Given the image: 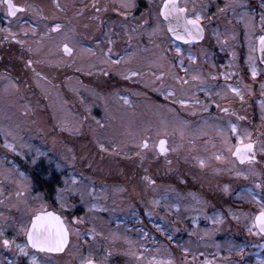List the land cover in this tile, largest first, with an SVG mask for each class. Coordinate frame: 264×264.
<instances>
[{"label":"rangeland","instance_id":"1","mask_svg":"<svg viewBox=\"0 0 264 264\" xmlns=\"http://www.w3.org/2000/svg\"><path fill=\"white\" fill-rule=\"evenodd\" d=\"M25 1L20 0L27 7V14H21L15 20H9L4 16L3 27L12 28L19 22L18 29L21 31L29 29L31 35L24 38L23 35L17 36L19 41H23L21 46L10 41L2 42L0 38V181H5L14 188L11 196L1 197L0 206L6 211H16L17 208L22 207L24 215L20 213L18 217L20 228L26 225L28 217L38 210L55 212L68 220L70 244L67 253L64 251L59 257L36 252L27 256L19 252L18 255L25 257L29 262L34 257L35 264H65L67 259L71 258L73 261L81 262V251H84V259H94L99 263L109 261V257L117 256L118 261H125L128 264H147L148 260L153 258L170 259L172 264H185V261L191 264L189 259L193 255L192 258L195 256V260H191L201 264L205 259L212 261L213 264H219L216 263L219 259L226 264H250L243 262L242 258L243 247L245 249L246 245H249L250 248L255 249L251 255L256 263L264 264V238L256 239V235H250L245 231L249 221L242 222L243 213L237 211L238 207H243V204L224 203L219 198H210L208 201L210 210H208L205 197L195 191L182 192L157 182L149 186L147 199H142V196L134 195L131 190L125 188L122 184L123 180L119 178L118 169L114 174L113 169L116 164L113 157L123 160L133 157L143 160V165L149 167L152 174L159 172L164 166L165 170L167 168L180 170L184 180L185 172L191 171L194 179L209 182L208 185L216 190L221 189L217 186V183H220L219 177H222L220 174L229 172L231 176L236 175L231 164L227 170L223 169L221 164L223 143L210 139L215 137L221 140L222 136L216 131L217 128L223 129L218 117L216 115L205 119L194 117L199 109L194 106L190 109L185 108L188 102L193 103L197 100L192 94V84L176 85L172 75L169 74L175 72L170 61L166 63L167 54L160 44V40L165 38V46H169L161 18L157 25L158 6L161 5L162 0H152L151 10H149V0H145L144 16L138 20L137 32H131L123 19L109 18H118L119 14L106 0L96 1L104 8L98 18L103 25L101 29L103 30V27L108 29L105 20L111 27H117L122 33L117 38L118 43L124 42L128 36L135 39L139 38L140 34H144L149 46L148 50L144 51V70L156 71L162 68L164 70L162 80L145 73L144 77L138 80V84L126 86L121 84V79L116 83L108 84L105 74L101 71L99 80H105L103 83L106 84V92L97 90L96 86L92 87L95 79L90 77L88 82L84 79L81 81L71 72L73 66L76 71L91 69L88 65L95 60L94 50L83 51L85 48L81 39L76 36L78 25L87 21V16L82 18L78 16L84 2L73 8L72 3L75 0H28L32 4ZM108 1L113 2L114 5L119 2V0ZM181 2L188 8V15L200 9L196 0H181ZM74 12L76 17L72 18ZM120 18L124 16L120 15ZM26 19H29L30 24L24 21ZM47 21L51 22V25ZM57 23L61 25V29L51 31L50 29ZM41 28L47 29V36L40 33ZM154 28L158 30L150 35ZM33 29L37 31L33 32ZM213 29L220 33H224L226 29H233L237 37L240 36V31L235 26L232 27V24L222 29L213 27L209 30L210 34ZM3 36H9L8 32L0 31V37L4 38ZM221 38L224 36L222 35ZM66 41H71L76 48L73 57L62 56L60 46L62 43H67ZM235 49L236 46L231 48L234 54L237 53ZM200 50L201 48L194 51L181 49L182 59L184 60L189 54L195 56L196 60L197 54L206 58L208 52ZM99 52V59L104 58L101 65L107 66L106 69L109 70L110 64L105 59L107 55L103 52V48L100 47L97 53ZM86 53L92 58L86 64L83 62L82 67L78 63L84 58L81 55ZM210 53L214 54L212 51ZM71 59L75 61L72 67ZM28 60L32 61L30 68L26 67ZM66 63L69 64L67 69L70 71L68 78L62 84L61 69ZM185 67L191 70L188 72L191 76L201 69L196 63ZM119 69H123V66L114 68L115 71ZM3 70L15 76L8 79L2 75ZM181 78L187 80L186 76ZM10 81L15 87L10 85ZM118 85L121 88L113 91ZM169 91L174 95L165 100L176 102L180 109L153 98L154 96L165 98ZM210 92L215 96L214 90ZM81 95L98 104L101 113L98 116L104 121V125H98L92 120L89 115L90 105L82 110ZM179 100H185L187 103L182 106ZM63 129L75 131L70 134ZM81 135L83 137L79 138ZM160 139L165 141L166 149L163 155L157 152ZM144 141L148 143L147 149L139 147ZM5 142L14 145L16 151L21 154L16 155L9 151L4 147ZM98 144H103L108 149L102 151L103 156L95 155L100 151ZM216 155H221L222 159L217 161ZM160 156H163L164 160H160ZM83 158L86 160H82ZM33 159H36V164L32 163ZM201 159L205 161L204 168L199 166ZM40 165L45 166L49 172L57 173L62 172V168H67L62 178L57 181L61 184V188L58 185V189H63L67 180L69 191L63 193L65 197L63 201L57 200V190L52 201L45 199L41 193L32 207L33 200L31 203L30 199L28 200L30 184L23 171H31L36 166L41 168ZM83 168H85L84 173ZM90 171L95 172L96 175L87 174ZM21 173L23 178L20 176ZM158 177L161 178V174H158ZM72 179L76 180V184H72ZM232 184L238 185L237 180L234 179ZM162 199L170 200L161 207L163 215L158 206L153 207L150 203ZM173 200L179 206L177 207L179 209L176 208L177 210L174 211L178 212V218L174 220L171 210H174ZM61 203L66 207H61ZM244 203L248 211L256 209L254 203L248 200ZM223 204L228 206L221 212ZM78 206L81 208L78 217L82 218L81 223H84L85 227H82L80 222H74V217L69 221L74 214L69 217L68 214L73 213ZM139 206L144 212V219L149 224L144 222L143 228L139 220L140 216L135 214V209L137 208L138 212ZM229 209H233L231 211L240 217L239 221L229 215ZM83 210L87 215H83ZM145 211H151V216L145 215ZM217 215L223 218V223L213 225L211 220ZM4 220L6 217L1 216L0 223ZM157 227L163 232L158 231ZM144 232L148 233L147 237L143 235ZM156 234L172 241H165ZM239 245L241 246L238 248ZM141 247L144 250L143 255ZM102 248L104 251L101 254ZM129 250L134 251L136 256L128 255ZM137 256L145 259L137 260Z\"/></svg>","mask_w":264,"mask_h":264},{"label":"flooded vegetation","instance_id":"2","mask_svg":"<svg viewBox=\"0 0 264 264\" xmlns=\"http://www.w3.org/2000/svg\"><path fill=\"white\" fill-rule=\"evenodd\" d=\"M96 1L97 0H75L72 3V6L74 8L75 5H80L84 2L83 8H80L79 10L80 14H78V16H80L81 18L82 16H85V17L87 16V21H84L82 24L78 25L76 36H78L81 39L82 46L85 48L83 51L94 50L93 54L95 56L94 57L95 60L90 65H88V67L91 66V69L82 70V71H79L78 69H77L78 71L75 70L73 66L75 64V61L71 59L70 63L72 64L70 66L71 67L73 66L72 67L73 69H71V72L73 73L72 75L75 74L77 77L80 78L81 81L82 79H84V81L86 80L87 82H88V78L91 77L95 79L93 80L94 86L92 87L95 88L96 86L97 90L99 89L101 92H106L105 91L107 89L106 84L103 83L105 80L104 81L99 80L101 78V75H100L101 71L103 73L108 72V74L105 75L108 84H112L113 82L116 83L117 80L121 79L122 81L121 84H125L123 86H126L127 84L128 85L138 84L139 83L138 80L143 78L145 73L152 75L154 77H157L160 75L161 71L164 72L163 68L157 69L156 71H152L148 69L144 70V51L148 50V47H149L147 41L144 39V34H140L139 38H135V39H132L128 36L124 39V42L118 43L117 38L122 33H120L121 31L117 27L115 26L111 27L105 20V25L108 27V29L105 27H103V30L101 29L103 25H102V22L98 20V18L103 13L104 8L100 6L99 2L96 3ZM106 1L108 2L109 6L112 7V9L114 10V3L111 1L109 2L108 0ZM196 1L200 6L202 4L208 5V8L204 12V15L209 16V17H211L213 13H216L217 5H219V7H223L224 4L226 3V0H196ZM12 2L17 6L24 7L25 11L17 13L16 17H7L6 16V6L0 5V29H4L3 27L5 24V18H3L4 16H6V18L9 20H15L17 17H19V15L27 14V7L23 2H20V0H12ZM25 2H27L28 4H32V2L28 0H26ZM144 2L145 0H136L137 6L136 8L130 11L127 19H125V17L120 18V15L118 18L116 17H109V18L118 19V20L123 19L124 21H126V24L128 25L131 32L133 31L137 32L139 30L138 20L139 18L142 17L141 14L142 13L144 14ZM177 2L180 7H186L181 2V0H177ZM241 3L245 5L246 7H238L235 13L229 10L227 13L218 14L217 17H213V19L211 20V23H209L208 20H204L203 23L205 25V33H204L203 40L199 42H193L191 44H186L181 40H176L175 38L170 37L166 32L167 40H168L167 42H169V46L168 47L165 46V43H166L165 38H163L162 41L160 40V44L162 46V49L167 54L168 60L166 61V63L170 61L169 63L172 64L173 71L175 72V74L178 75L179 77L186 76V79L188 81L187 82L188 86L192 84V87H191L192 94L197 100L193 101V103L188 102L187 106L185 105V108L190 109L193 106L195 108H198L199 111L194 115V117H200L202 119H205L206 117H215L214 115H216L218 117L219 122L222 125V128L226 130V133L228 134V139H229L230 144L233 147V150H234V146L236 142V137L230 134V128H229L230 123L235 124L237 126V128L240 130L241 135L243 134V131L245 129L251 133V140L254 142V150L256 153V162L252 164L247 163V162H245L244 164H241L238 159L233 157L225 145L223 136L221 137V140L215 137H210L212 141H215V142L221 141L223 143V150H222L223 160L221 162L223 169L227 170L228 166H230L231 164V167H233V169H235L236 172L240 171L244 173H249L247 176V179H245L243 176H237V175L231 176L229 172H224L220 174L222 175V177H219L220 183H217V186L220 187L221 189L216 190L215 188H211V186L208 185L209 182H205L200 179L199 180L194 179L193 177L194 174H192L191 171L189 173L185 172V176H184L185 179L183 180L182 175H180L181 172L178 169L167 168L165 170L163 166L162 167L163 169L161 168L159 172H155V174L154 173L152 174L149 171L150 168L144 166L143 160L141 159L138 160V159L131 157L129 159L123 160V159H120L119 157H113L114 158L113 160L116 164L114 165V169H113L114 172L117 169L119 170L118 171L120 175L119 178L123 180L122 184L125 186L126 189L128 188L129 190H131L132 193H134V195L138 194L139 196H142L141 197L142 199L143 198L147 199L148 188L150 185H146V183L143 180V177L147 175L151 177L153 180H155V183L157 182L162 185L172 186L182 192H184L185 190L195 191L196 193L200 194L202 197L204 196L205 200L207 201L208 210H210L209 202H208L210 198H217V199L219 198L221 202H224V203L231 202L232 204L234 203H237L238 205L243 204V207H242L243 209L241 207H238L237 209V211H241L243 213L241 215L242 222L244 221L248 222L249 221L248 217L255 216L259 212L260 204L264 203V153L260 151L261 146L264 145V121L261 120V104L264 103V94H261V90L259 87L261 83H264V64L260 63L261 54L259 51H256L255 53L252 54L255 57V65L258 71L260 72V75L257 76L256 81L253 82L250 78V73L248 71V64L246 63L248 56H249V48H248V44L245 41V37H244L245 27H244V23L239 21V16H240V13L242 12H248L255 16L256 27L253 32L252 41L253 43H256L257 42L256 36L259 34H264L260 32V26H259V15L262 9L259 6L260 0H241ZM93 4H97L101 10L96 11V9L92 7ZM67 6L68 4L66 5V7ZM186 14L188 15V8H187ZM188 16H191V15H188ZM75 17H76V14L74 12L72 18H75ZM225 17H227V19H230L232 21L231 23L232 27L235 26V28H237L240 31V36L237 37L235 41L228 39L227 44L224 46V50L221 51V46L216 43L215 38L211 36L209 30L212 29L213 27L217 29L225 28L228 25ZM69 19H71V17H69ZM24 21L27 24H30L29 19H26ZM49 24L51 25V22H49ZM162 24H163V27H165V31H166V25L163 21H162ZM18 27H19V22L15 23L14 26H12V28H8L14 34V37L12 36L11 37L5 36L7 38H5L4 36H3L4 38L0 37L3 40L2 42L6 43L10 41L12 44L14 43V44H17L18 46L23 45L21 43L16 42L19 40L17 36L23 35V38H24L26 36L31 35V32L29 31V29L26 31H21V29H18ZM29 27H31V25ZM34 30L37 31L36 29ZM40 33L45 36L48 35L46 28H41ZM107 33H108V36H107ZM33 36H35V34H33ZM221 39L223 40L224 38H221ZM109 41H111V43H109ZM66 42L67 43H62L60 46L62 56L65 58L73 57V55L76 54V48L73 46V43L71 41H66ZM65 44H67L72 49V54L70 56L65 55L63 52V46ZM234 46H236L235 50L237 52L235 54V58H233V55H232L233 52L231 51V48L232 47L234 48ZM100 47L103 48V52L107 55V58L105 57V59L110 64L109 70L106 69L107 66L101 65L102 61H104V58L102 60L99 59L100 52L99 53L97 52ZM175 48H180L186 51L187 50L194 51V50H199L201 48L200 51H203L205 53L208 52V56L206 58H204V56H200L199 54H197L198 58L195 63L198 65V68H201L198 70V74L201 77L200 80H192L191 75L189 73L185 75V73L180 70L181 69L180 60L182 59V55L177 56L175 52ZM109 49H111V51H109ZM210 51L214 52V54L210 53ZM77 53L79 54L78 49H77ZM81 56L84 58L82 59L81 63L80 61L78 63L80 66L84 65V63L86 64L87 61L92 58L89 53L82 54ZM81 56L80 58H82ZM116 59H119L120 63L112 64L111 61L116 60ZM99 61H101V63ZM67 64L68 63H66V66L61 69L62 84L65 82V80L69 76L68 71H70V69H67V67L69 66V64L68 65ZM188 64H192V63L189 62L188 55H187L183 60V67L186 68L185 65H188ZM121 66H123V69H119L118 71L114 70V68H119ZM1 72H2V75L8 79H11L15 76V75H12L11 72L7 70H3ZM133 72L138 73V75L131 76L130 79L124 78L125 76H129ZM224 73L229 74L228 79L224 78V76L222 75ZM118 75H122L124 77H119ZM212 75L217 76V79L213 80L211 78ZM174 83H176V85L178 84L179 86H182L181 83H177L176 80H174ZM229 84L234 87H238L242 90L247 85V86L252 87L254 91H252L250 94L245 92L244 102L241 103L240 100L236 98L232 92L228 91L226 85H229ZM86 85L88 86V84ZM117 88H121V86L119 85L116 86L113 89V91H115V89ZM211 90L215 91L216 93L215 96L211 94L210 92ZM153 98H155L158 102L162 101L161 103H168L180 109V106L174 101L165 100L166 98H163L161 96H157V97L154 96ZM81 99L83 100L82 110L84 111V107H87V105H90L91 111L89 112V115L92 117V120L95 123L99 121L98 125H104V121L101 119L100 116H98L99 114H101L98 108L99 106H97L98 104L94 102L92 99H88L84 96H82ZM197 101H199V103H197ZM217 104H219L220 107H217ZM121 105L124 106V104L122 103ZM205 106H207V111L203 110ZM221 108L228 109V112L226 113V112L221 111ZM238 117H244V119H238ZM81 137L83 136L81 135L79 138ZM76 138L77 137H75V139ZM246 142L247 140H245V143ZM157 152L159 153L158 147H157ZM97 154H99L100 156L104 155L102 151H98L95 153V155ZM160 155H163V154H160ZM161 159L164 160V157L160 156V160ZM82 160H86V159L83 158ZM41 168H37L36 166L31 171H27V170L23 171V173L26 175L25 177L27 181L30 184L29 186L30 192L28 195L29 196L28 200L30 199V203L33 200L32 207H34V203L37 201V196L41 193H43V195L45 196L44 197L45 199H47L48 201H52L56 190L59 187L61 188V184L57 181V179H61L62 174H65L67 170V168H62V172L57 173L55 171L49 172L45 166L44 167L41 166ZM85 168L82 169L83 173L85 171ZM250 170H254L256 175L250 174ZM87 174H91L93 176L96 175V173L93 171H90ZM114 174H116V172ZM158 174H161V178L158 177ZM234 179H236L238 182V185L236 184V186L232 184ZM257 183H261L262 187L256 188L255 185ZM117 184H120V183H117ZM0 185H1L0 199L1 197H8L13 194L14 188L11 185H9V183L5 181H0ZM225 186H227L228 188L227 192L224 191ZM2 187H4V190H2ZM249 193H251V195H249ZM253 197H255V200H253ZM246 200H248L250 203H254L256 206V209H253V211L251 212L245 209L244 202ZM158 201H160L158 209L163 215V209L161 207L165 206L166 202L170 200L162 199ZM256 201H259L260 203H257ZM227 206L228 205L223 204V208L220 211L223 212L224 208H227ZM173 207H174V210L173 209L171 210L173 212L172 219L174 220L175 218H178V215H179L178 212H174L175 210L179 209L177 208L179 206L176 204L174 200H173ZM21 208H17L16 211L15 210L6 211L3 207L0 206V217L1 216L6 217V220L0 223V232H3V237H0V239L7 238L9 240H15V244H12L7 248H5L2 244H0V264H30L29 261H26L25 257L18 255L19 250L16 248V244H19L21 246L26 244L24 233L20 231L19 221H18L19 214L22 213L24 215ZM44 211H47V210H44ZM80 212H81V208L80 206H78L76 209H74L73 213L68 214V217L69 215L74 214V216H71L72 218L69 221H72L73 217L77 218ZM82 213L84 216L87 215L84 210L82 211ZM88 213H90L89 210H88ZM135 214H138L140 216L139 220L142 222L141 226L144 224V222L147 225H149L147 221L144 219V212L140 206L138 208V212H137V208L135 209ZM31 217H28V221L26 223V225L28 226L31 222ZM130 218L132 217L130 216ZM63 221H64L66 228L69 231L70 230L69 223H67L68 220L65 218L63 219ZM249 224H250V221H249ZM82 227H85L84 223L82 224ZM150 229L153 231L151 227ZM161 237L165 241L166 240L172 241L171 239H168L167 237H164L163 235H161ZM261 238H264V237H260L256 235V239H261ZM238 241H240L239 238H238ZM69 244H70V237H69L68 244L65 248V253H67ZM240 246L241 245H239L238 248ZM103 248L100 252L101 254L104 251ZM173 248L176 249V247H173ZM142 250L143 249L141 247V254L143 255L144 250L143 251ZM254 250H255L254 247L250 248L249 245H246L245 249L243 247V250H242L243 255H244L242 257L243 262L245 261V262H250V264H259V263H256V260L251 255V252ZM26 251L28 252L29 255L30 254L34 255L35 252L40 253V252L32 250L31 248H27ZM80 253H81L80 261H81L82 259H84V251H81ZM214 253L216 254L215 251ZM45 254L59 257L60 253L58 254L45 253ZM192 256L193 255H191V259H193ZM118 258L119 257L117 256H112V257H109V261L100 262V263L99 261L95 262L94 259L92 260H94L95 264H128L125 261H121V262L118 261ZM191 259H189V263L201 264L200 262L192 261ZM76 260H79V259H76ZM216 263L226 264V262H222L221 259L217 260ZM65 264H81V262L73 261V259L71 258L70 260L67 259V262Z\"/></svg>","mask_w":264,"mask_h":264},{"label":"snow or ice","instance_id":"3","mask_svg":"<svg viewBox=\"0 0 264 264\" xmlns=\"http://www.w3.org/2000/svg\"><path fill=\"white\" fill-rule=\"evenodd\" d=\"M0 5H5L6 6V16L7 17H16L17 13L25 11V8L22 6H17L15 5L12 0H0ZM136 0H119L117 5H114V10L118 12L119 15H122L127 19L130 11L134 8H136ZM152 6V0H149V10H151ZM260 8L262 11L260 12L259 15V26H260V32L264 33V0H260ZM57 7H59L57 5ZM93 8L96 9V11H100V7L97 4L92 5ZM195 7V6H194ZM238 7H246L241 3V0H226V3L224 4L223 7H219L217 5V11L216 13H213L211 17L205 16L204 12L207 10L208 5L207 4H202L200 6L199 11L194 12L191 16H188L187 13V8L186 7H180L177 0H162V4L158 6V14H157V25L160 23V18H163V21H168V27L167 31L173 35V37L176 40H181L186 44H191L193 42H199L204 39V33H205V25L203 23L204 20H208L209 23H211V20L213 17H217L218 14L222 13H227L229 10H231L233 13L236 12V9ZM143 13L141 16L143 17ZM228 24H231L232 21L230 19H227ZM172 21H175V24L172 23ZM239 21L244 23L245 27V32H244V37L245 41L248 44L249 48V56L246 61L248 64V71L250 73V78L253 82L256 81L257 76L260 75V72L258 71L256 65H255V57L252 55L256 51H259L261 56H260V63L264 64V34H259L256 36V43H253L252 41V36L253 32L256 27V19L253 14H250L248 12H242L240 13L239 16ZM147 23V21H145ZM61 29V25L59 23L55 24L53 28H51V31H59ZM158 28H154L152 30L151 34H155ZM182 30V31H181ZM0 31H6L8 32L9 36L14 37V34L9 30V29H0ZM35 30L33 29V32ZM211 35L215 38L216 43L221 46V51L224 50V46L227 44L228 39H231L235 41L237 39V35L233 29H226L224 33H220L218 30L213 29L211 32ZM224 36V39H221V36ZM7 38V37H6ZM17 43H23V41H16ZM111 43V41H109ZM111 51V49H109ZM63 52L65 55H71L72 54V49L65 44L63 46ZM175 52L177 56L181 55V49L180 48H175ZM233 58H235V54L232 53ZM161 59H165V57H161ZM188 60L190 63H195L196 62V57L189 54ZM112 64H119L120 60H112ZM180 65H181V71H183L185 74H187L190 69L184 68L183 67V59L180 60ZM32 66V61L28 60L26 67H31ZM105 75L108 73L105 72ZM172 75V78L177 81V83H184L187 84V80H182L181 77L174 73H169ZM138 75V73H131L129 76H125V79H130L131 76ZM225 79L229 78V74L224 73L222 74ZM164 76L163 71H161L160 75L157 76L158 80H162ZM211 78L213 80L217 79V76L212 75ZM192 80H200L201 77L199 74H193L191 76ZM12 87H15V84L12 83L11 81L9 82ZM228 91L232 92L236 98L240 100L241 103L244 102V93L247 92L250 94L254 89L250 86H245V88L242 90L238 87H234L232 85H226ZM261 94H264V83H261L259 85ZM174 95L173 92L169 91L167 93V96L165 97L166 99L169 96ZM127 102V101H125ZM182 106H184L187 102L185 100H179L178 101ZM199 103V101H197ZM217 107H220L219 104H217ZM204 111H207V106L204 107ZM221 111L223 112H228V109L226 108H221ZM238 119H244V117H238ZM261 120L264 121V103L261 104ZM99 123V121H97ZM181 127L183 125L181 124ZM230 128V134L236 137V142L234 146V150L232 145L229 142L228 139V134L226 133V130L217 128V134L223 136L224 142L226 147L228 148V151L231 153L233 157L238 159L241 164H244L245 162L247 163H255L256 162V153L254 150V142L251 140V133L248 132L246 129L243 131V134L241 135L240 130L237 128L235 124H229ZM65 131H69L70 134L75 131V130H70V129H63ZM245 140L247 142L245 143ZM4 147L7 148L9 151L14 152L16 155H20L21 153L17 152L15 149V146L12 144H9L5 142ZM98 147L100 151H108V149L105 148L103 144H98ZM140 148L142 149H147L148 148V143L147 141H144L139 145ZM71 151V149H69ZM113 151H115L113 149ZM158 151L160 154L165 153V141L161 139L159 141L158 145ZM260 151L264 153V145L261 146ZM139 154V153H138ZM75 159V157H73ZM215 159L217 161L221 160L222 157L221 155H216ZM33 164H36L37 161L36 159H33L32 161ZM199 166L201 168L205 167V161L201 159L199 161ZM249 173H244L237 171L236 175L237 176H243L245 179H247ZM250 174L256 175L254 170H250ZM21 178H23V173L20 174ZM144 182L146 185H154L155 180H153L151 177L145 175L143 177ZM72 184H76V180L72 179ZM67 180L65 181V188L63 189H57V200L58 201H63L65 199L63 193L69 191L67 187ZM256 188H261L262 184L257 183L255 185ZM224 191L227 192L228 188L227 186L224 187ZM18 195H22V193H18ZM251 195V193H249ZM253 200H255V197H253ZM257 203H260L259 201H256ZM153 207L159 206L160 201L158 200H153L150 202ZM61 207H66L64 203H61ZM145 215L151 216V211H145ZM229 215L234 219L239 221L240 217L236 216L235 213H233L231 210H229ZM250 224H247L246 231L250 235H258L264 237V203L260 204V210L255 216L248 217ZM82 218H75L74 222H81ZM213 225H219L223 223V218L219 215L216 217L212 218L211 220ZM158 231L163 232V230L159 227H157ZM20 231L24 233V236L26 237V244L23 246L16 244V248L19 250V252L22 255L27 256L28 252L26 251L27 248H32L37 252L41 253H62L65 251V248L68 244V237H69V231L66 228L63 219L56 215L53 212H47L44 211L43 209L38 210L33 213L31 217V222H30V227L28 225H23L20 228ZM91 234V230H90ZM143 235L147 237L148 233L144 232ZM0 237H3V232H0ZM170 238V237H169ZM129 243H132L129 241ZM0 244H2L5 248L9 247L12 244H15V240H9L7 238L0 239ZM185 253H187V250L185 249ZM128 255L136 256V253L132 250H129L127 253ZM137 260H143L145 259L144 257L137 256ZM193 260H195V257H193ZM30 264H35V258L33 257L30 260ZM81 264H95L94 260L92 259H82ZM147 264H172L170 259H151L148 260ZM185 264H187V261H185ZM203 264H213L212 261L205 259L203 261Z\"/></svg>","mask_w":264,"mask_h":264},{"label":"water","instance_id":"4","mask_svg":"<svg viewBox=\"0 0 264 264\" xmlns=\"http://www.w3.org/2000/svg\"><path fill=\"white\" fill-rule=\"evenodd\" d=\"M161 20L163 21V18H161ZM164 23H165V25H166V32H167V34L170 36V37H172V38H174L173 37V35L171 34V33H169L168 31H167V27H168V21H163ZM172 23L173 24H175V21H172ZM182 31V30H181ZM47 212H52V211H47ZM53 213H55V212H53ZM56 214V213H55ZM56 215H58V214H56ZM59 216V215H58ZM29 227H30V224H29ZM25 241H26V237H25ZM68 241H69V237H68ZM30 248V247H29ZM32 249V248H31ZM32 250H34V249H32ZM35 251V250H34ZM41 253V252H40ZM50 254H58V253H50Z\"/></svg>","mask_w":264,"mask_h":264},{"label":"trees","instance_id":"5","mask_svg":"<svg viewBox=\"0 0 264 264\" xmlns=\"http://www.w3.org/2000/svg\"><path fill=\"white\" fill-rule=\"evenodd\" d=\"M134 165V164H133Z\"/></svg>","mask_w":264,"mask_h":264}]
</instances>
